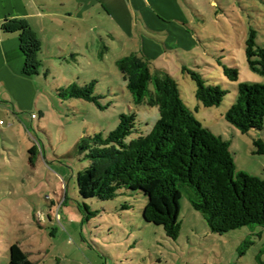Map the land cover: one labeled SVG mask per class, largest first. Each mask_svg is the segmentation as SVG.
<instances>
[{
	"label": "rangeland",
	"instance_id": "obj_1",
	"mask_svg": "<svg viewBox=\"0 0 264 264\" xmlns=\"http://www.w3.org/2000/svg\"><path fill=\"white\" fill-rule=\"evenodd\" d=\"M169 1L171 16L155 20L159 29H153L140 12L134 11V20L120 22L110 18L101 4L93 7L88 22L72 27L75 34L88 33L90 48L74 44L64 53L46 40L40 74L30 77L21 106L16 103L15 112L11 102L4 103L11 111L0 112V264H9L13 243L37 264H264V226L213 232L192 207L185 188L177 239L144 219L148 199L141 192L121 189L111 200L85 199L79 192L77 175L89 164L77 151L82 137L113 130L123 112L137 114L134 135L151 131L160 117L158 107L134 103L116 65L117 59L133 51L147 54L153 70L167 69L196 118L231 141L236 172L264 177V155L254 152L253 142L264 137V130L241 133L225 119L240 82H264V75L253 71L246 57L251 29L264 47V0H179L177 6ZM96 38L111 45L104 60H99L92 44ZM70 39L67 36L64 42ZM74 39L81 45V36ZM72 51L78 52L77 60ZM225 64L238 66V81L226 77ZM183 66L227 89L222 103L203 105ZM95 77L106 108L60 95V88L69 83ZM86 205L96 215H90Z\"/></svg>",
	"mask_w": 264,
	"mask_h": 264
},
{
	"label": "trees",
	"instance_id": "obj_2",
	"mask_svg": "<svg viewBox=\"0 0 264 264\" xmlns=\"http://www.w3.org/2000/svg\"><path fill=\"white\" fill-rule=\"evenodd\" d=\"M5 33H18L24 56L23 72L40 74L42 41L23 17H6ZM254 29L247 39L246 57L250 68L264 75V47L257 43ZM116 65L127 81L136 105L156 106L160 117L148 133H137V114L121 113L111 131L85 135L77 151L89 164L77 175L83 198L111 200L121 189L141 192L148 201L143 217L164 227L167 237L177 239L181 231V199L184 188L192 207L206 219L210 229L225 233L244 226H264V177L236 172L231 141L199 121L181 95L177 79L165 68L152 69L149 57L131 52ZM226 77L238 81V66H224ZM183 72L196 84V96L207 107L222 103L228 90L207 81L202 73L187 66ZM97 78L71 82L60 88L65 98H80L106 108L98 92ZM152 85V87H151ZM231 128L249 134L264 130V82H240L237 96L225 114ZM255 153L264 155V137L253 138ZM36 146L31 148L33 153ZM86 210L90 215L96 211ZM9 264H37L18 243L10 246Z\"/></svg>",
	"mask_w": 264,
	"mask_h": 264
},
{
	"label": "crops",
	"instance_id": "obj_3",
	"mask_svg": "<svg viewBox=\"0 0 264 264\" xmlns=\"http://www.w3.org/2000/svg\"><path fill=\"white\" fill-rule=\"evenodd\" d=\"M174 1L177 6L179 0ZM167 3L172 5L169 0H0V112L11 111L10 106L4 104L5 102H11L16 112V103H19L22 96L26 95L32 81L31 76L23 72L24 56L20 50L19 34L5 33L1 28L6 17L26 18L40 37L42 49L45 41L51 40L66 53L74 44L90 48V41L86 39L89 36L88 33L82 30L83 34L82 31L75 34L72 27L77 22H88V11L93 7L96 8L101 4L103 11L110 18L114 17L120 22L132 21L134 13L140 12L141 16L145 15L151 21L150 26L153 29H159L160 26L155 20H160L161 16H171V6L168 7ZM67 36L71 39L66 43L64 38ZM79 36L83 38L81 45L78 39H74ZM96 40L97 38L92 42L96 48L95 52L99 60H104L111 45L107 47L105 43ZM71 54L73 59L77 60L78 52L72 51ZM144 55L149 57L147 54ZM67 61L69 62V59ZM20 106L19 103L18 107ZM15 112L14 116L20 119Z\"/></svg>",
	"mask_w": 264,
	"mask_h": 264
},
{
	"label": "built area",
	"instance_id": "obj_4",
	"mask_svg": "<svg viewBox=\"0 0 264 264\" xmlns=\"http://www.w3.org/2000/svg\"><path fill=\"white\" fill-rule=\"evenodd\" d=\"M0 122L2 123L3 121L1 120Z\"/></svg>",
	"mask_w": 264,
	"mask_h": 264
}]
</instances>
